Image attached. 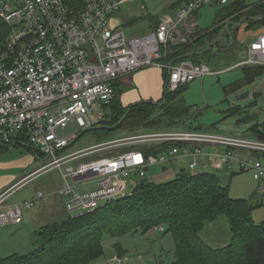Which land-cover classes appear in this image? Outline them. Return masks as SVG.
<instances>
[{
  "label": "built area",
  "instance_id": "built-area-1",
  "mask_svg": "<svg viewBox=\"0 0 264 264\" xmlns=\"http://www.w3.org/2000/svg\"><path fill=\"white\" fill-rule=\"evenodd\" d=\"M227 2L190 0L175 16L161 15L154 30L128 39L115 19L122 0H0V143L27 141L44 158L0 194V225L22 223L25 211L46 195L38 191L20 203L8 199L51 171L60 175L58 193L72 217L129 197V181L136 178L137 185L154 166L176 175L181 169L251 172L262 180L264 140L257 138L173 128L73 148L83 133L101 125L105 107L117 98L113 84L123 77L158 68L167 73L166 91L176 92L212 75L206 63L171 59L198 32V22L190 18L206 5ZM251 66H264V34L247 44L234 67ZM70 124L77 130L61 135ZM122 263L119 256L113 262Z\"/></svg>",
  "mask_w": 264,
  "mask_h": 264
},
{
  "label": "trees",
  "instance_id": "trees-1",
  "mask_svg": "<svg viewBox=\"0 0 264 264\" xmlns=\"http://www.w3.org/2000/svg\"><path fill=\"white\" fill-rule=\"evenodd\" d=\"M189 1L177 0L172 9L178 10ZM224 6L217 13L213 28L198 31L189 44L177 47V56L196 64H208L213 49H228L222 43H230L231 36L230 47L239 45L245 55L247 45L237 43V32L243 26L248 30L264 26V2L249 6L245 0H231ZM156 19L159 21L157 17L151 18L150 22ZM242 19L241 26L234 25ZM157 21L152 22L153 25ZM228 24L231 36L226 29ZM243 69L247 76L264 73V66ZM115 83L117 98L105 107V119L100 126L85 132L96 134L97 141L107 140L113 130L124 131V134L173 128L199 130L183 125L191 111L180 97L185 86L176 92L165 91L159 102L145 101L123 107L120 102L122 92L116 89ZM247 133L245 137L264 140V123L254 125ZM22 143L38 161L44 160L40 149L27 141ZM0 147L3 146L0 144ZM258 207L248 199L231 197L229 186L222 185L216 173L179 172L162 183H138L129 197L112 201L92 213L80 217L68 215L66 219L41 227L34 232L37 246L33 250L6 257L0 254V264H88L104 255L103 240L107 235L112 239L137 233L145 236L156 229L171 235L174 243L173 256L168 257L162 250L156 256L157 264H264V221L256 223L253 218V211ZM221 217L228 221L230 240L226 245L214 248L203 235L207 226ZM112 248L119 256L128 252L121 243H115Z\"/></svg>",
  "mask_w": 264,
  "mask_h": 264
},
{
  "label": "rangeland",
  "instance_id": "rangeland-1",
  "mask_svg": "<svg viewBox=\"0 0 264 264\" xmlns=\"http://www.w3.org/2000/svg\"><path fill=\"white\" fill-rule=\"evenodd\" d=\"M176 1L122 0V7L116 16L122 22L121 29L128 39L133 36L139 37L147 33L151 18H157L167 12L175 16L177 10L172 9V5ZM224 8L225 6H218L212 3V5H206L200 9L201 16L198 20L203 31L213 28L217 13ZM151 22L154 21L151 20ZM157 23L159 22L157 21ZM222 45L228 47L225 42ZM243 55L242 49L237 44H234L233 47H228L227 50L217 47L213 49L210 61L205 60L213 74L190 82L182 89L180 94L185 106L191 109L188 113L190 118L184 120V126H193L199 130L212 131L224 135L246 136L248 130L254 125L264 123V73L247 76L243 68H235V61L241 59ZM76 130L77 127L74 124H70L65 130H60V134L69 135ZM124 133L121 130H113L106 139L120 137ZM97 137L94 133H85L74 143L73 148L96 143ZM23 145H21L22 148L16 149L17 153L26 152V150L29 153L30 150L27 147H23ZM23 148L26 150H22ZM34 156L37 160L36 155ZM179 164L187 166L186 161H180ZM38 167H40L39 163ZM15 168H0V178L5 176V174H15ZM35 168L36 166H32L23 174H21L22 170H19L17 172V180L26 176ZM173 168L177 170V167ZM215 173L219 175L222 185L229 186L231 197L248 199L253 206H259L253 211V218L256 223L263 222L264 178L257 181L251 172H244L242 175L236 172L238 175L233 176L228 175L226 172ZM160 174H162V167L154 166L148 170L147 178L150 182L157 181V184L173 178V174H167L161 179H155ZM167 177L169 179H166ZM136 183V178L133 181H129L130 191L136 188ZM60 185L61 181L58 171H51L46 175L36 177L24 189L20 190V188V191L17 190L19 191L18 194L16 193L17 191L15 192L16 195L11 198L10 202L15 200H17L16 202H22L24 201L22 200L23 197L27 195L35 197L40 190L46 196L42 202H38L35 207L26 210L27 212L25 211V220L21 225L12 226L13 224H9L5 226L6 228L2 226L6 230L11 231L8 238L9 241L5 245L9 251L2 252L1 255L3 257L12 255L11 253L27 254L37 246L33 232L34 230H39L38 224L43 227L68 217L69 214L65 208L66 198L58 193ZM43 204H47V208L42 209ZM228 230L229 225L226 217H221L217 222L207 226L203 238L210 246L214 248L220 247L230 240ZM115 243H121L124 249L128 251L121 257L122 260L124 258L138 259V256H143L141 261L153 263L152 257L161 249L164 250L163 253H167L168 257L173 256L174 243L172 236L169 234L164 235L156 229L151 235L145 236L137 233L124 238L112 239L110 235H107L103 240L104 255L88 264H113L116 254L112 247Z\"/></svg>",
  "mask_w": 264,
  "mask_h": 264
},
{
  "label": "crops",
  "instance_id": "crops-1",
  "mask_svg": "<svg viewBox=\"0 0 264 264\" xmlns=\"http://www.w3.org/2000/svg\"><path fill=\"white\" fill-rule=\"evenodd\" d=\"M230 1L231 0H228L227 4H229ZM263 2H264V0H245V3L249 6L258 5V4L263 3ZM227 4H225V5H227ZM200 16H201L200 12H198L197 15L192 16L190 18V21L191 22H198V24H199L198 31L203 32V29L200 27V23L198 20ZM115 19H116V22H118L122 28V22L118 19L117 16ZM156 21H157V19H156ZM156 21H154V22H156ZM215 21H216V18H215ZM157 25H158V23H156V25H153L152 22H149V27L147 28V30H148L147 32L154 30L157 27ZM261 34H264V26L257 29V30H248V29H246L245 26H243L237 32V37H236L237 43L241 44V45H247L250 41L255 40ZM133 37H135V36H133ZM180 60H183V57H181V55L177 56V54L172 59V61L174 63H177ZM166 77H167V73L165 71H162L161 69H158V68H149V69L141 70V71H138V72L133 73L131 75H127V76L123 77L122 79H120L119 81H117L115 83L116 89L122 92L120 94V102H121L122 106L128 107L130 105L137 104L140 102H145V101L159 102L163 98L164 93L166 91V82H167ZM182 129H186V128H182ZM22 144H23L22 141H18L17 143H15V145H11V146L1 144L3 147H0V168L14 169V167H16L15 168L16 173L15 174H12V173L5 174V176H2L0 178V194L4 193L5 191H7L11 187H13L16 183H18L24 177L23 176L19 180H17L18 178H16V177H17V172L19 170L20 171L22 170L21 174H23V173H26L27 170L32 166L33 167L36 166V168L34 169V170H36L38 168V163H39V166L41 164L38 160H36V158L32 152L29 151V153H27L28 150H26L24 148L22 150H26V152L21 151L20 153H17L16 149L22 148L21 147ZM163 171L164 170H162L163 175L160 174L158 177H155V179H158V178L161 179L167 174H172V172L163 173ZM215 172H218V173L219 172H226L230 176L237 174L236 172L230 173V172H227L224 170L213 171L210 173H215ZM239 173H240V175H242V173H244V172H239ZM175 176H176V174H173L172 177H175ZM169 177H167L166 179H169ZM155 182H157V181H155ZM159 182H162V181H159ZM24 188L25 187L21 188L20 190H22ZM19 191H17L16 193L18 194ZM40 191H42V190H40ZM16 193L9 198L8 202H10L12 197H15ZM31 198H34V196L27 195V196L23 197L22 200H28ZM16 201L17 200L12 201L10 203H20V202H16ZM39 202H42V200ZM36 204L34 205V207L36 206ZM45 208H47V204L42 205V209H45ZM24 220H25V216H24L22 223L24 222ZM21 224H18V225H21ZM5 226H7V225H5ZM12 226H14V224ZM4 227H2V225H0V254L2 252H8L9 251V249L6 248L5 245L9 241L8 238L10 237L11 231L8 229L6 230L5 229L6 227L5 228ZM38 227L40 229V227H41L40 224H38ZM35 231L36 230H34V232ZM151 233H149V234L151 235ZM223 245H226V243ZM161 251H162V249L159 250L158 252H156V254H154V256L152 257L154 260L153 263L141 261V258L143 256H138V259H136V258L126 259V258H124L122 264H157L156 263V256L159 255ZM140 253H144V252H140ZM11 254H13V253H11ZM18 254H21V253H18ZM117 256H119V255L116 254V257ZM119 257H122V256H119Z\"/></svg>",
  "mask_w": 264,
  "mask_h": 264
},
{
  "label": "water",
  "instance_id": "water-1",
  "mask_svg": "<svg viewBox=\"0 0 264 264\" xmlns=\"http://www.w3.org/2000/svg\"><path fill=\"white\" fill-rule=\"evenodd\" d=\"M257 19H262L263 17H256ZM243 21H244V19H242L240 22H238V23H234V25L235 26H237V27H239V26H241L242 25V23H243ZM226 29L228 30V32L230 33V36H231V31H230V29H229V24L226 26ZM217 41H215L213 44H215ZM232 43H233V38H232V36H231V41H230V43H226V45H228V47H230L231 45H232ZM210 49V47L207 49V50H209ZM244 98V97H243ZM92 129H89V130H87L86 132H89V131H91ZM162 170H166V167H163V169ZM181 172H185V169H182L181 170ZM149 182V179L148 178H144V179H142L141 181H140V184L141 185H144V184H146V183H148Z\"/></svg>",
  "mask_w": 264,
  "mask_h": 264
}]
</instances>
